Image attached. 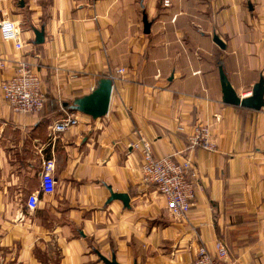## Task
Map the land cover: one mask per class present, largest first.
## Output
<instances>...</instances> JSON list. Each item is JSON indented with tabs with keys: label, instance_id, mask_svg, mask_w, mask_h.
<instances>
[{
	"label": "crops",
	"instance_id": "1",
	"mask_svg": "<svg viewBox=\"0 0 264 264\" xmlns=\"http://www.w3.org/2000/svg\"><path fill=\"white\" fill-rule=\"evenodd\" d=\"M6 19L24 48L17 53L0 37V84L15 61L38 56L46 103L18 115L0 95V264H104L113 256L117 264H191L199 244L213 253L215 241L232 264H264V107L224 104L219 75L240 99L264 81V0H172L167 8L162 0H0ZM106 77L107 114H79L76 126L51 137L63 105ZM200 125L210 126L216 149L191 153L194 205L174 220L142 182L133 145L140 135L154 157L179 159ZM46 160L50 195L40 192ZM36 192L38 207L28 210ZM111 193L126 194L129 206L109 202Z\"/></svg>",
	"mask_w": 264,
	"mask_h": 264
},
{
	"label": "built area",
	"instance_id": "2",
	"mask_svg": "<svg viewBox=\"0 0 264 264\" xmlns=\"http://www.w3.org/2000/svg\"><path fill=\"white\" fill-rule=\"evenodd\" d=\"M171 1L162 0L163 7H169ZM0 37L4 42H11L15 52L22 53L24 45L19 39L18 26L15 22L8 19L1 21ZM14 66L12 75L0 84V95L3 102L14 114L34 115L40 113L44 109L46 99L39 73L38 56H35L30 62L23 59L15 61ZM116 73L123 75L124 70L119 69ZM79 114L63 109V117L51 126L50 136L54 137L56 134L76 126L79 122ZM187 141L186 151L189 154L179 159L174 155L154 157L151 145L140 135L139 142L133 145L135 148H140L141 151L142 182L155 187L157 193L165 200L166 209L174 220H185L194 205L199 173L194 167L191 153L196 148L206 152H213L216 149L209 125H200L194 128L193 133L187 137ZM53 168L52 160L42 163L40 192L46 195L52 194L55 190ZM26 207L31 211L37 209L38 192L27 197ZM191 264H232V262L228 247L221 241H215L213 253H210L204 244H199Z\"/></svg>",
	"mask_w": 264,
	"mask_h": 264
},
{
	"label": "water",
	"instance_id": "3",
	"mask_svg": "<svg viewBox=\"0 0 264 264\" xmlns=\"http://www.w3.org/2000/svg\"><path fill=\"white\" fill-rule=\"evenodd\" d=\"M144 34L149 33V23L146 16H143ZM35 45H40L44 41L43 29L40 31L35 30ZM217 45H220L216 41ZM220 83L222 88V102L227 105L242 107L249 110L258 111L264 107V81L262 79L253 87L250 97L240 99L235 91L232 89L222 69H219ZM112 80L108 77L99 80L95 90L89 95L76 99L69 109L78 112L80 114L91 117L92 119H98L104 117L109 109V103L112 92ZM64 104L63 107H66ZM114 200H120L125 207L129 206V197L126 194H110L109 202ZM104 264H117L114 256L111 260L101 258Z\"/></svg>",
	"mask_w": 264,
	"mask_h": 264
},
{
	"label": "trees",
	"instance_id": "4",
	"mask_svg": "<svg viewBox=\"0 0 264 264\" xmlns=\"http://www.w3.org/2000/svg\"><path fill=\"white\" fill-rule=\"evenodd\" d=\"M70 105H71V104H67V106L64 107V109L69 110V111H72V110L69 109V106H70Z\"/></svg>",
	"mask_w": 264,
	"mask_h": 264
},
{
	"label": "rangeland",
	"instance_id": "5",
	"mask_svg": "<svg viewBox=\"0 0 264 264\" xmlns=\"http://www.w3.org/2000/svg\"><path fill=\"white\" fill-rule=\"evenodd\" d=\"M43 220H45V221H46V220H50V217H44ZM44 223H46V222H44ZM46 225H47V224H46Z\"/></svg>",
	"mask_w": 264,
	"mask_h": 264
}]
</instances>
